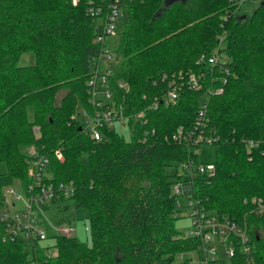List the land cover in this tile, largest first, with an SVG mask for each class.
Instances as JSON below:
<instances>
[{
  "label": "trees",
  "instance_id": "1",
  "mask_svg": "<svg viewBox=\"0 0 264 264\" xmlns=\"http://www.w3.org/2000/svg\"><path fill=\"white\" fill-rule=\"evenodd\" d=\"M123 1L114 78L126 88L114 94L127 110L143 108L152 97L157 107L143 124H133L128 140L112 130L94 142L73 118L86 98L89 59L97 51L85 0H0V166L25 192L29 147L35 148L47 159L43 172L50 177L44 173V180L72 189L51 202L68 198L74 208H84L90 236L86 243L57 232L45 247L0 242V264H188L184 255L200 241L173 227L179 217L173 216L170 192L176 166L172 173L165 167L188 156L170 135L191 126L208 79L164 103L160 76L202 69L196 59L212 53L221 32L228 73L215 84L221 91L207 96L205 111L216 137L214 173L207 181L194 176L193 195L209 213L246 224L250 251L235 245L228 264H264V212H251L243 201H264V0L244 17L234 13L237 0ZM27 51L34 62L19 65ZM249 141L257 147L247 148ZM50 247L54 255L44 253Z\"/></svg>",
  "mask_w": 264,
  "mask_h": 264
},
{
  "label": "built area",
  "instance_id": "2",
  "mask_svg": "<svg viewBox=\"0 0 264 264\" xmlns=\"http://www.w3.org/2000/svg\"><path fill=\"white\" fill-rule=\"evenodd\" d=\"M70 1L72 5H76L80 0ZM244 1L237 0V6ZM123 2V0H85V12L92 21L93 41L97 45V51L89 59V72L85 87L86 98L84 102L77 103L73 118L78 121V127L94 142L103 140L106 137L105 131H116V127L121 126H126L130 130L133 124H143L146 121L145 114L157 107L156 97H152L150 103L143 108L127 110L122 103L123 97L118 100L114 94L115 90L126 88V84L114 78V72L111 71L109 64L115 55L114 44H108L106 38L116 37L120 31V21L124 12ZM216 41V46L210 55H200L196 59L195 63L202 65L199 71L179 70L160 76L164 83L160 94L164 103L176 101L183 88L190 90L202 88V81L205 78L208 79V86L204 88V94L198 101L191 126L177 127L170 135L175 143L182 145L188 151V156L178 162L180 166L176 167L177 176L172 179L170 185L174 200L173 216H180L181 212H187L191 225L187 236L195 237L200 241L197 248L203 256V261H194L189 258L188 264H228L237 244L240 245L242 252L250 251L246 224L240 225L233 220L209 213L200 199L193 195L194 176L199 175L207 181L214 173V163L199 162L196 159V150L203 144H212L216 139L206 126V99L207 96L221 91V87L215 84L223 83L225 81L223 75L228 73L227 60L221 53L223 32L216 35ZM245 145L247 148L257 147L255 141L245 142ZM58 151V149L54 151L56 156L59 155ZM28 157L27 174L30 182L24 192L29 200L28 210L15 213L13 216L0 213V242L21 241L34 244L45 239L44 232L31 216L33 202L51 200L57 198L61 192L67 195L72 191L67 184L52 185L44 180L43 171L47 159L35 148L29 147ZM243 201L250 205L251 212L257 215L264 212V201L261 197L250 196ZM58 231L62 234L72 233L70 227L61 226ZM44 253L48 255L49 248H45ZM181 256L182 254L178 255L179 258ZM31 264L40 263L32 261Z\"/></svg>",
  "mask_w": 264,
  "mask_h": 264
},
{
  "label": "rangeland",
  "instance_id": "3",
  "mask_svg": "<svg viewBox=\"0 0 264 264\" xmlns=\"http://www.w3.org/2000/svg\"><path fill=\"white\" fill-rule=\"evenodd\" d=\"M252 1L245 0L242 2V4L236 9L237 11L235 14L249 15L250 11L257 2V0ZM116 29H118V27H116ZM106 42H108V44H114L116 42V37H107ZM119 61L120 56L115 54L111 61H109V64L111 65V71L114 72L118 69ZM33 62L34 57L32 52H22L18 57L19 65H30ZM116 131L121 133L125 140L129 139V130L126 126L116 127ZM216 150L217 148L215 145L203 144L196 150V159L199 162L212 163L216 158ZM175 166L179 168L180 164L175 163V165L166 166L165 171L167 173H172ZM3 171L4 167L1 165L0 185L2 186L4 194V205L0 209V213L13 216L15 213L27 211L29 200L25 196L20 182L16 179L10 180ZM178 171L180 172L179 169ZM44 173L46 178L50 177L46 171ZM9 190L11 192H9ZM31 212V216L38 223V226L45 234V239L37 241L39 246H51L53 243V235L59 232L58 230L61 226L64 228L70 227L72 229V234L78 241L86 243L90 242L86 211L84 208H74L73 200L67 198L66 200L53 203L51 200L46 199L42 202H33ZM173 227L179 232L180 235H188L189 231L191 230V225L190 217L187 215V212H181L180 216L173 220ZM49 252L51 255H54L55 249L50 247ZM184 256V258H190L194 261H203V256L201 255L199 248L187 252Z\"/></svg>",
  "mask_w": 264,
  "mask_h": 264
},
{
  "label": "water",
  "instance_id": "4",
  "mask_svg": "<svg viewBox=\"0 0 264 264\" xmlns=\"http://www.w3.org/2000/svg\"><path fill=\"white\" fill-rule=\"evenodd\" d=\"M165 2V1H164ZM163 2V4H162V7L156 12V14L157 13H159L164 7H165V3ZM245 15L243 14L242 15V17H244ZM78 129H80V127H78Z\"/></svg>",
  "mask_w": 264,
  "mask_h": 264
}]
</instances>
